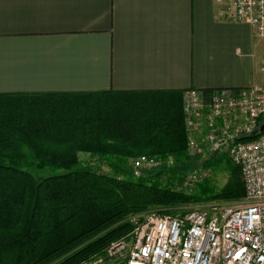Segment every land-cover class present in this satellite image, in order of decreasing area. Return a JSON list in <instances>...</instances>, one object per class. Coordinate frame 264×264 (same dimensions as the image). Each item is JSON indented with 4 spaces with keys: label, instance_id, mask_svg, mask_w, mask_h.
<instances>
[{
    "label": "trees",
    "instance_id": "trees-1",
    "mask_svg": "<svg viewBox=\"0 0 264 264\" xmlns=\"http://www.w3.org/2000/svg\"><path fill=\"white\" fill-rule=\"evenodd\" d=\"M182 94H0V264H75L126 237L128 215L242 201L238 164L187 151ZM143 155L157 165L135 175ZM189 165L222 169L225 181L185 191Z\"/></svg>",
    "mask_w": 264,
    "mask_h": 264
},
{
    "label": "crops",
    "instance_id": "crops-1",
    "mask_svg": "<svg viewBox=\"0 0 264 264\" xmlns=\"http://www.w3.org/2000/svg\"><path fill=\"white\" fill-rule=\"evenodd\" d=\"M263 62L215 0H0V94L247 88Z\"/></svg>",
    "mask_w": 264,
    "mask_h": 264
},
{
    "label": "built area",
    "instance_id": "built-area-1",
    "mask_svg": "<svg viewBox=\"0 0 264 264\" xmlns=\"http://www.w3.org/2000/svg\"><path fill=\"white\" fill-rule=\"evenodd\" d=\"M215 3L227 19L249 23L264 40V0ZM182 100L187 151L202 157L227 154L241 169L243 200L212 201L175 215L157 210L132 214L124 260L115 256L125 238L75 264H264V129L242 139L264 125V62L259 81L250 87L215 89L209 95L190 88ZM156 165L154 158L140 156L134 174ZM195 172L201 177L209 169Z\"/></svg>",
    "mask_w": 264,
    "mask_h": 264
},
{
    "label": "rangeland",
    "instance_id": "rangeland-1",
    "mask_svg": "<svg viewBox=\"0 0 264 264\" xmlns=\"http://www.w3.org/2000/svg\"><path fill=\"white\" fill-rule=\"evenodd\" d=\"M193 167L194 166H191V165H189V166H186V170H188L190 173H194L193 174V176H195L196 175V172H195V168L193 169ZM199 167V166H198ZM207 177H210V179L211 180H213V182L215 183V185H217V187H220L222 184H223V182L225 181V178H226V176H225V172L222 170V169H218L217 171H209V173L207 174V176L205 175V176H201V177H199V176H197L196 175V177H194V178H190V179H185V180H183V183L181 184V185H179V186H177V187H179V188H181V189H184L185 191H191V189H193V187H195V185L198 183V182H201V181H203L205 178H207ZM188 180V181H187ZM174 184H175V182H174ZM177 185V184H176ZM213 202H222V200H212ZM212 201H203V202H193V203H190L189 205H187L185 208H188V209H190V208H193V207H197V206H201V205H204V204H206V203H208V202H212ZM130 215H128V217H129ZM125 238V246H123V247H121V248H118V250L116 251V258H117V261H122V260H124L125 259V254H126V252L130 249V241H131V237L130 236H126V237H124ZM120 240H123V238L121 239V238H119L118 240H116V241H114L115 243L117 242V241H120ZM108 247V246H107ZM106 247V248H107ZM105 248V249H106ZM104 249V250H105ZM104 250H103V252H104ZM102 252V253H103ZM106 253V252H105ZM90 258V257H89ZM113 258V257H112ZM112 258H110L111 260H112ZM88 259V258H87ZM110 260V261H111ZM82 261V260H81ZM109 261V260H108ZM80 262V261H79Z\"/></svg>",
    "mask_w": 264,
    "mask_h": 264
},
{
    "label": "water",
    "instance_id": "water-1",
    "mask_svg": "<svg viewBox=\"0 0 264 264\" xmlns=\"http://www.w3.org/2000/svg\"><path fill=\"white\" fill-rule=\"evenodd\" d=\"M263 129H264V125L261 124L260 127H259L258 129H255V130L251 133V136H256V135H258V133H259L260 131H262Z\"/></svg>",
    "mask_w": 264,
    "mask_h": 264
}]
</instances>
